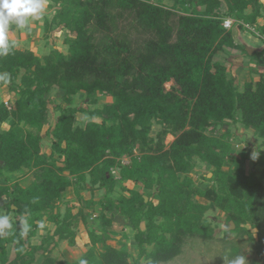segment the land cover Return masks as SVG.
Here are the masks:
<instances>
[{
	"label": "trees",
	"instance_id": "trees-1",
	"mask_svg": "<svg viewBox=\"0 0 264 264\" xmlns=\"http://www.w3.org/2000/svg\"><path fill=\"white\" fill-rule=\"evenodd\" d=\"M50 1L53 14L44 18L45 30L50 34L59 27L66 29L68 53L53 47L41 56L15 41L11 54L0 57V76L7 78V82L0 79V88L15 96L0 100V199L4 201L0 215L4 210L13 213L12 229L0 235V264H64L51 255L49 243L68 240L76 245L75 220L81 217L89 223L83 206L75 212L68 201L62 211L63 194L70 187L86 207L100 206L102 228L89 229L91 245L81 256L88 264H143L144 258L152 264L171 261L182 253L189 236L214 238L215 225L207 218L213 208L224 212L230 225L234 222L235 228L225 231L227 236L246 232L256 240L252 230L257 229L263 257L264 150L254 159L260 172L249 173L247 156L235 154L230 128L224 129L231 122L241 123L253 128L264 143V71L239 87L228 65L215 57L225 47L241 46L233 29L224 26L226 16L235 19L239 31L247 30L246 24L257 28L264 41V3L174 0V6H167L163 0ZM179 2L187 4L190 12L179 14ZM131 19L143 39L123 26ZM244 52L249 54L245 47ZM251 55L264 65V47ZM170 81L174 84L167 89ZM54 87L64 91L65 105H56L58 117L46 129L48 95ZM81 93L91 104H97L100 95L112 100L93 109L74 105V97ZM80 112L101 121L76 124ZM155 123L160 129L152 135ZM168 134L175 137L169 144ZM45 135L52 139L50 153L44 151ZM125 155L131 159L123 165ZM198 158L213 168L212 176L204 175L211 182L206 187L198 186L191 175ZM23 169L34 173L28 186L8 183L10 174ZM120 179L141 189L122 185V192L116 193ZM96 189L104 190L100 199L84 198L82 190ZM115 214L136 231L138 255L133 261L130 251L109 243ZM48 221L54 223L53 230ZM41 229L48 234L34 244ZM39 253L43 260L37 263Z\"/></svg>",
	"mask_w": 264,
	"mask_h": 264
},
{
	"label": "rangeland",
	"instance_id": "rangeland-1",
	"mask_svg": "<svg viewBox=\"0 0 264 264\" xmlns=\"http://www.w3.org/2000/svg\"><path fill=\"white\" fill-rule=\"evenodd\" d=\"M264 3V0H261ZM51 1L47 0V6L42 19L33 20L31 22L30 30H18L13 29L10 32V39L17 41L19 46L22 49H32L39 55H44L48 53L53 47H57L64 52L68 53V45L65 43V38L69 35L66 29L61 27L56 28L50 34L46 32L44 26V18L51 17L53 14V9L51 7ZM176 10L179 14L189 13V6L185 3H182L180 8L176 7ZM225 11V9H223ZM178 21V17H174V24L176 25ZM235 23H237L235 21ZM234 23L233 32L234 37L238 39V42L241 44L240 47L236 50H229V47H225L224 50H221L217 53L215 59L225 62L229 65L230 60L233 57L230 56L229 51L235 53V55H239L242 57L243 61H245V65L252 61L251 66L253 68H257V61L252 55L244 52V47L248 50V47L253 48H261L264 47V41L261 37H259L254 31L247 29L245 31H239L238 26ZM263 23V18L259 19V24ZM123 26L126 29H130L133 37H138L143 39L144 35L140 34L136 28H134L131 20H125L123 22ZM239 34V35H238ZM243 36H242V35ZM100 36V33L98 34ZM241 37H243L241 39ZM239 60V59H238ZM263 69V67H261ZM258 74L256 73V76ZM243 81V79L241 80ZM174 84V81H170L166 84V88L170 89ZM243 82L238 83L239 87H242ZM64 91L59 89L58 87H54L52 92L48 95L50 100V113L49 118L46 122V129H51L58 117V111L56 110V105L61 103L64 104L63 100ZM15 96L10 93L6 87L0 88V100H11ZM112 97L109 95H100L99 101L97 104H91L85 94L81 93L74 97L73 104L77 106H84L90 109L95 107H102L104 103L111 101ZM65 105V104H64ZM89 119H94L96 121H101V117L92 118L88 113L80 112L77 114L76 124L85 125V123ZM3 129L7 128L8 125L6 123L2 124ZM230 128L231 135L230 141L232 142L235 154L246 155L247 162L246 168L249 173H252L253 169H256V172H260V166L254 165V159L259 151L264 150V143L258 133L255 132L253 128H246L241 123L231 122V127L225 126L224 130H228ZM160 129V125L155 123L152 135H156V132ZM173 134H168L166 137V143L169 144L174 140ZM51 144L52 139L49 135H45L43 140L44 151L47 153L51 152ZM137 153V152H136ZM125 162H129L130 156H123ZM213 168L204 163L201 159H197V165L194 171L191 173L195 182L198 186L206 187L210 182L204 175L210 176L211 170ZM8 174H4L2 179L4 181L7 180L6 176ZM116 175L119 176V170H117ZM8 183H13L15 181H19L21 185L28 186L34 180V173L29 171L28 169H23L21 172L10 174ZM122 185H127L130 188L141 189L140 185L135 184L132 181H127L120 179L117 187L116 193L122 192ZM82 194L84 198L94 197L95 199H100L104 190L96 189L91 192L88 190H82ZM125 194H129V192H125ZM156 196V195H155ZM70 201L75 205L74 211L77 212L78 209L83 206L84 212L88 213L89 223L85 224L81 217H78L74 222V227L77 231L76 237V245H70L68 240L60 241L57 245L54 243H49L50 248L52 249L51 255L59 260L64 261V264L74 263L89 249L91 245V241L89 238V229L96 228L97 230H101L102 228V219L100 218V206L95 205L91 208L85 206L84 200H79L76 196L73 187H70L64 194L62 198V211L65 212L67 202ZM4 215H8L9 217H13V213L7 214L4 210ZM115 219L113 226L110 227V233L112 238L109 240V243L112 245L126 249L132 253L131 260L138 255V247L137 242L134 239L135 230L130 225V223L115 214ZM207 218L212 220L215 225V236L212 239H205L199 236H189L186 239V242L183 247L182 253L174 258L171 261L161 262L159 264H232V261L238 257L243 256L246 259V264H264V256L259 253V241H258V231L257 229H253V233L256 237V240L250 238L249 234L246 232L238 233L237 231L231 232L228 236L225 235V231L230 228V222L226 218V214L222 212L218 208H213L207 213ZM47 225L50 229H54V223L47 222ZM144 227V226H143ZM6 230L1 234H4ZM48 234V230L41 229L38 232V235L33 238L34 244H40L43 241V238ZM264 243V231L262 237ZM151 249V247H149ZM10 257L13 258L15 256L13 246L9 247ZM264 255V252H263ZM43 260V256L39 253L37 263ZM143 264H152L148 258H144L142 260Z\"/></svg>",
	"mask_w": 264,
	"mask_h": 264
},
{
	"label": "clouds",
	"instance_id": "clouds-1",
	"mask_svg": "<svg viewBox=\"0 0 264 264\" xmlns=\"http://www.w3.org/2000/svg\"><path fill=\"white\" fill-rule=\"evenodd\" d=\"M46 6L47 0H0V57L8 56L17 47V43L10 39L13 26L18 30H30L33 20L43 18ZM0 79L7 82L5 76ZM39 226L43 228V222ZM12 227L10 217L0 215V233ZM78 264H88V261L81 258ZM232 264H246V259L238 256Z\"/></svg>",
	"mask_w": 264,
	"mask_h": 264
},
{
	"label": "crops",
	"instance_id": "crops-1",
	"mask_svg": "<svg viewBox=\"0 0 264 264\" xmlns=\"http://www.w3.org/2000/svg\"><path fill=\"white\" fill-rule=\"evenodd\" d=\"M163 2L167 6H174V0H163ZM182 3L183 2H179L177 7L180 8L182 6ZM242 38L243 37H241V39ZM235 41H236L237 44H240L236 37H235ZM248 48H252L253 52H254L255 50H261L263 47H261L259 49L258 48H253V47H248ZM229 50H236L237 51V48L229 47ZM229 53H230V56L233 57L232 60H230L229 65L227 64L228 68H229V73L232 74V75H235L237 77V79H238L237 80V84L240 83V82L244 83V82L249 81L251 79H255L256 80V79L259 78L260 72L264 71V65H261V64H259L257 62V64H256L257 68H253L251 66V64H252L251 60H250V63L245 65V61H243L242 57H240L237 54L235 55V53H232L231 51H229ZM261 67H263V69H261ZM256 73L258 74L257 76H256ZM242 79H243V81H241Z\"/></svg>",
	"mask_w": 264,
	"mask_h": 264
},
{
	"label": "built area",
	"instance_id": "built-area-1",
	"mask_svg": "<svg viewBox=\"0 0 264 264\" xmlns=\"http://www.w3.org/2000/svg\"><path fill=\"white\" fill-rule=\"evenodd\" d=\"M154 1V0H153ZM222 12H224V10H222ZM234 23H235V19L230 17V16H226L224 18V26L228 29H232L233 26H234ZM246 27L252 31H254L259 37L263 38L261 35H260V32L257 30V28L255 27H252L250 26L249 24H246ZM128 162H125V159L122 158V164L125 165L127 164ZM117 170H119L118 168H114L113 169V172L116 174Z\"/></svg>",
	"mask_w": 264,
	"mask_h": 264
},
{
	"label": "water",
	"instance_id": "water-1",
	"mask_svg": "<svg viewBox=\"0 0 264 264\" xmlns=\"http://www.w3.org/2000/svg\"><path fill=\"white\" fill-rule=\"evenodd\" d=\"M248 51L250 54L253 53V49L252 48H248ZM228 127V125H226V128ZM218 128H221V125H218ZM210 176H212V173H210ZM0 205H4V201L2 199H0ZM230 228L231 229H234L235 228V224L233 221H231V225H230Z\"/></svg>",
	"mask_w": 264,
	"mask_h": 264
}]
</instances>
